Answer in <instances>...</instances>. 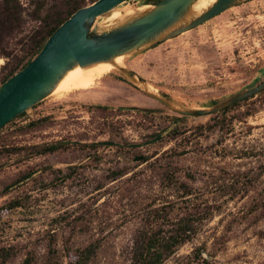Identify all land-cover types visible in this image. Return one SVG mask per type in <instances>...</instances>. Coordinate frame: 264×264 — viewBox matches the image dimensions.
Instances as JSON below:
<instances>
[{
  "label": "rangeland",
  "instance_id": "374dc122",
  "mask_svg": "<svg viewBox=\"0 0 264 264\" xmlns=\"http://www.w3.org/2000/svg\"><path fill=\"white\" fill-rule=\"evenodd\" d=\"M15 1L10 12L0 0V86L45 20L82 0ZM149 2L124 3L100 30ZM125 67L188 109L255 88L264 0L127 56ZM183 218L196 234L164 264H264V90L225 113L185 116L116 70L0 130V264H130L139 231Z\"/></svg>",
  "mask_w": 264,
  "mask_h": 264
},
{
  "label": "water",
  "instance_id": "95a60500",
  "mask_svg": "<svg viewBox=\"0 0 264 264\" xmlns=\"http://www.w3.org/2000/svg\"><path fill=\"white\" fill-rule=\"evenodd\" d=\"M129 1L97 0L66 20L51 35L39 55L0 86V130L52 96L66 75L77 67L113 63L120 56L138 54L194 30L246 0H217L201 12L195 10L200 0H159L100 30V24L113 18L115 11ZM117 70L150 98L185 116L219 113L264 89L263 81L255 88L229 96L210 107L188 109L155 92L125 66H118Z\"/></svg>",
  "mask_w": 264,
  "mask_h": 264
},
{
  "label": "trees",
  "instance_id": "16d2710c",
  "mask_svg": "<svg viewBox=\"0 0 264 264\" xmlns=\"http://www.w3.org/2000/svg\"><path fill=\"white\" fill-rule=\"evenodd\" d=\"M86 1L87 0L73 2L69 5L67 10L60 13L56 18L45 20L44 25L41 26L39 32L32 38L27 56L9 70V72L2 78L1 83L3 84L9 78L29 65L39 55L51 35L75 12L85 6H88ZM89 1L92 4L97 0ZM149 1V3H152L159 0ZM15 3L16 1L14 2V0H4L5 8L10 12L16 10ZM134 109L135 108H131V110ZM120 110L124 109L120 108ZM225 112H227V109L223 111V113ZM58 149L59 146L56 144L45 147L38 153H52ZM141 159L144 160L145 158ZM150 224V228L142 229L135 237L132 249V260L130 264H164L172 255L176 253L179 247L191 241L197 231L188 218H183L177 224L170 222L166 225L161 224L159 228H156L158 227V224H155V220ZM84 254L85 260L90 259V257L95 254L94 246L85 250Z\"/></svg>",
  "mask_w": 264,
  "mask_h": 264
},
{
  "label": "bare ground",
  "instance_id": "6f19581e",
  "mask_svg": "<svg viewBox=\"0 0 264 264\" xmlns=\"http://www.w3.org/2000/svg\"><path fill=\"white\" fill-rule=\"evenodd\" d=\"M216 1L217 0H200L195 6V10L201 12ZM120 17L121 15L119 13H115L113 19H119ZM118 66H125V56L118 57L113 63H101L89 68L77 67L66 75L53 92L52 96L64 99L74 93L88 91L92 89L98 81L114 73Z\"/></svg>",
  "mask_w": 264,
  "mask_h": 264
}]
</instances>
